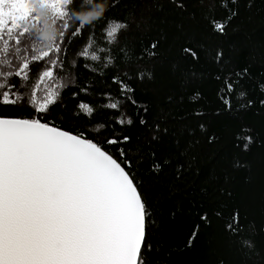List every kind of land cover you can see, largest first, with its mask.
Segmentation results:
<instances>
[{"label": "trees", "instance_id": "obj_1", "mask_svg": "<svg viewBox=\"0 0 264 264\" xmlns=\"http://www.w3.org/2000/svg\"><path fill=\"white\" fill-rule=\"evenodd\" d=\"M96 3L106 4L101 16L128 25L114 43L103 38L106 19L86 26L70 44L67 36L59 41L56 25L61 53L32 63L27 81L13 76L8 83L30 97L47 61L58 56L63 62L54 79L39 84L37 105L46 92H58L50 123L82 133L135 177L150 213L149 264H264V0H224L226 7L221 0H74L69 23L77 26V14ZM213 21L226 23L223 33ZM51 44L36 35L21 45L10 40L22 55L0 71H15L30 56L25 48ZM93 53L98 60H91ZM142 72L151 78H141ZM124 85L132 91L122 92ZM112 103L118 107H107ZM0 115L32 112L8 105ZM124 136L129 141L106 143ZM236 213L240 230L233 232L227 225Z\"/></svg>", "mask_w": 264, "mask_h": 264}, {"label": "snow or ice", "instance_id": "obj_2", "mask_svg": "<svg viewBox=\"0 0 264 264\" xmlns=\"http://www.w3.org/2000/svg\"><path fill=\"white\" fill-rule=\"evenodd\" d=\"M37 3L48 10L49 21L59 25V41H65L67 36L68 44L73 37L81 36L86 26L94 27L100 19H106L102 34L108 44L114 43L119 31L128 27L126 22L103 16L89 24L76 17L79 23L73 27L68 18L73 14L70 5L74 0H0V42L4 45L0 47L4 55L0 68L11 69L17 54L22 55L19 47L14 51L9 47L10 40L21 45L23 38H31L42 29ZM221 7H226L224 0ZM225 27V22L213 21L215 31L223 33ZM88 42L90 47L93 35H89ZM62 47L56 36L47 50L25 48L30 56L24 57L15 71H0V107L11 105L32 112L30 116L0 115V264H149L146 253L151 251V245L146 229L150 213L135 177L117 158L85 139L82 133L73 134L50 123L49 108L56 103L58 92H46L37 105L39 84L45 78L54 79L55 69L62 68L63 62L58 56L47 61L48 67L40 73L39 84L30 97L14 91L16 85L8 83L13 76L27 81L32 63L61 53ZM88 47L82 52L86 58ZM183 51L198 59L191 48ZM90 58L99 59L95 53ZM139 76L151 78L145 72ZM118 80L113 77L114 83ZM123 91L132 89L124 85ZM79 107L89 115L92 112L83 104ZM107 107L115 109L118 104ZM140 122L143 124V119ZM127 123L132 120L129 118ZM129 139L124 136L106 143L115 145ZM157 139L153 136V140ZM247 140L251 143V137ZM244 147L247 149L248 144ZM119 152L125 156L123 149ZM159 168V164L154 165V170ZM227 228L240 230L238 213ZM195 235L194 232L189 245ZM244 244L252 247L249 241Z\"/></svg>", "mask_w": 264, "mask_h": 264}, {"label": "clouds", "instance_id": "obj_3", "mask_svg": "<svg viewBox=\"0 0 264 264\" xmlns=\"http://www.w3.org/2000/svg\"><path fill=\"white\" fill-rule=\"evenodd\" d=\"M106 10L105 3H96L95 6L87 12L78 13L77 18L83 21L85 24H89L99 16L103 14ZM36 12L42 18L43 26L42 29L36 34L37 39L45 42L50 43L56 36H57V29L56 27L49 21L48 10L43 7L41 4H36Z\"/></svg>", "mask_w": 264, "mask_h": 264}]
</instances>
